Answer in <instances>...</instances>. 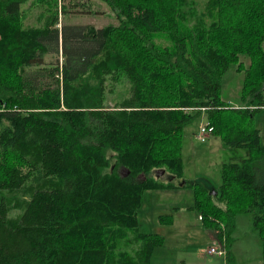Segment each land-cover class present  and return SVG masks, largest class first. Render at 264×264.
I'll list each match as a JSON object with an SVG mask.
<instances>
[{
  "label": "trees",
  "instance_id": "1",
  "mask_svg": "<svg viewBox=\"0 0 264 264\" xmlns=\"http://www.w3.org/2000/svg\"><path fill=\"white\" fill-rule=\"evenodd\" d=\"M31 1L0 0V264H152L166 239L140 231L145 194L180 189L226 264L242 214L264 261V0H99L118 25L61 30L59 0H33L54 13L26 27ZM230 70L244 74L238 107L222 95ZM121 79L132 88L115 98ZM203 114L224 147L249 152L223 164L220 189L184 175L185 130Z\"/></svg>",
  "mask_w": 264,
  "mask_h": 264
},
{
  "label": "rangeland",
  "instance_id": "2",
  "mask_svg": "<svg viewBox=\"0 0 264 264\" xmlns=\"http://www.w3.org/2000/svg\"><path fill=\"white\" fill-rule=\"evenodd\" d=\"M62 1V3H61ZM198 9L204 8L208 0H193ZM58 10L63 5L69 8L67 14L59 17V29L66 25H88L96 28H103L109 25H118L116 14L104 2L99 0H59ZM76 4V5H75ZM75 5V6H73ZM24 24L26 27L43 26L44 15H52L54 12H47L41 7H34L33 0L22 6ZM71 12V13H70ZM159 44L169 45L165 39L157 40ZM245 64H249V59H242ZM64 58L62 51L59 55L48 54L45 57V66L62 65ZM244 74L230 70L222 80L223 99L235 103L243 87ZM115 98L126 97L132 86L125 79L114 86ZM114 94V95H115ZM113 95V96H114ZM207 116L203 114L202 119L194 122L185 130L183 142L182 158L184 162V175L188 181H197L203 185L220 189L222 185V167L226 163H241L248 158L249 152L246 149H233L223 146L221 139L214 133L209 135L206 142H200L196 138V133L201 125H207ZM254 126L262 131L264 139V110L255 116ZM124 174L127 172L124 171ZM155 177L168 180L163 173H153ZM144 176H141L143 179ZM195 197L191 189H180L174 191H149L145 194L144 207L139 212L140 231L142 233H156L165 237V246L160 248L164 256L152 259V264H178L177 260L190 262V252L197 251L203 258L209 260L211 264H223L227 257L208 255L207 252L213 246L210 232L213 230L206 228L199 219L200 214L194 209ZM19 211H15L12 216H17ZM159 216H172L176 222L175 227L159 224ZM238 227L234 237L236 243L234 253L239 252L242 256L240 261L243 264H262L263 247L258 233L253 228V219L250 214L239 215ZM217 236V235H216ZM223 246L225 244L221 243ZM227 247V245L225 246ZM166 248V249H165ZM243 250V253L242 251ZM228 252V251H227ZM204 263V264H205ZM194 264H197L194 262ZM200 264V263H199Z\"/></svg>",
  "mask_w": 264,
  "mask_h": 264
},
{
  "label": "crops",
  "instance_id": "3",
  "mask_svg": "<svg viewBox=\"0 0 264 264\" xmlns=\"http://www.w3.org/2000/svg\"><path fill=\"white\" fill-rule=\"evenodd\" d=\"M243 58H245V57H242V59ZM242 62H244L243 60H242ZM245 63V62H244ZM229 103H231L232 105H234V106H236V107H238L240 104H241V102H240V95L237 97V101L235 102V103H233V102H231V101H228ZM160 217V216H159ZM159 217H158V220H159ZM200 219V218H199ZM238 220H236V230H237V227H238V222H237ZM159 222V221H158ZM159 224H161L160 222H159ZM175 224H176V222H174V224L172 225V227H175ZM207 230H209V229H207ZM212 230V229H211ZM210 235H211V239H210V241H211V243L214 245L215 243H216V232L213 230V232H210L209 233ZM234 237V236H233ZM234 239H235V237H234ZM235 243H236V239H235V242H234V244H233V246H232V248H231V253H232V256L234 257V261H235V264H243L241 261H240V257L242 256L239 252H237V253H234L233 252V249H234V246H235ZM166 249V248H165ZM242 251V253H243V250H241ZM163 251L161 250V249H157L156 251H155V253H154V257L156 256L157 258H160V257H162V256H164L165 254H163L162 253ZM191 253V256H190V262H189V264H194V262H196L197 264H204L205 262H203V256L201 257L199 254H198V252L197 251H195L194 253L193 252H190ZM207 254L208 255H210L208 252H207ZM205 261H206V263L205 264H211L210 262H209V260H207V259H205ZM224 262H223V264H226L227 263V261L224 259L223 260ZM177 263L178 264H188L187 263V261L186 260H181V262H179V260H177ZM262 264H264V261H263V258H262Z\"/></svg>",
  "mask_w": 264,
  "mask_h": 264
},
{
  "label": "built area",
  "instance_id": "4",
  "mask_svg": "<svg viewBox=\"0 0 264 264\" xmlns=\"http://www.w3.org/2000/svg\"><path fill=\"white\" fill-rule=\"evenodd\" d=\"M213 132H214L213 127H210L209 124L205 126L201 125V127L199 128V131H197L196 133V138L198 141L204 143L208 140L209 135L213 134ZM199 218L200 220L202 219V217H199ZM208 253L210 255L218 256L222 258L227 257V254H228L226 247L223 246L221 242H219L217 239H216V243L210 248Z\"/></svg>",
  "mask_w": 264,
  "mask_h": 264
}]
</instances>
